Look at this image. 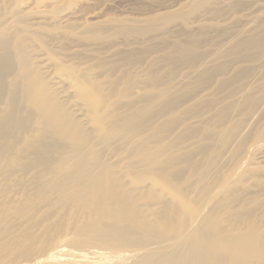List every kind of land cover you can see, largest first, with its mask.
I'll list each match as a JSON object with an SVG mask.
<instances>
[{
    "label": "rangeland",
    "instance_id": "374dc122",
    "mask_svg": "<svg viewBox=\"0 0 264 264\" xmlns=\"http://www.w3.org/2000/svg\"><path fill=\"white\" fill-rule=\"evenodd\" d=\"M54 1L0 0V29L18 31L7 21L20 6L53 5L38 14L49 21L46 29L25 35L29 53H46L72 76L85 68L93 84L99 80L107 110L145 108L119 152L104 145L84 166L74 161L80 169L93 167L92 180L108 183L84 203L64 193L76 189L59 170L72 146L60 148L41 132L19 86L15 102L24 126L2 141L11 155L0 161V264H132L152 251L173 257L180 246L166 240L172 231L188 234L199 224L187 207L199 218L218 217L224 232L233 233L244 232L249 210L247 222L264 234V169H251L264 154V0H66L69 8ZM95 8L103 21L90 30ZM72 11L78 22L65 26L61 18ZM35 21L29 18V25ZM60 23L61 29L53 26ZM6 84L0 111L12 97ZM164 92L169 95L157 96ZM143 94L151 97L147 106ZM145 135L149 157L160 155L157 164L133 152ZM109 158L114 162L107 165ZM253 181L259 184L252 191L246 184ZM107 188L113 200H100ZM169 194L184 196L186 209L177 198L168 211ZM130 217L151 229L131 234Z\"/></svg>",
    "mask_w": 264,
    "mask_h": 264
},
{
    "label": "bare ground",
    "instance_id": "6f19581e",
    "mask_svg": "<svg viewBox=\"0 0 264 264\" xmlns=\"http://www.w3.org/2000/svg\"><path fill=\"white\" fill-rule=\"evenodd\" d=\"M20 1L26 2L27 0ZM54 3L59 5V7L61 6V8H69L67 7L69 2H66V0H56ZM52 6L50 4L46 5L43 8L44 10H41L40 5H34L33 3L20 6L15 15L12 13L15 18L7 21L12 25H17L18 31L12 34L0 29V84L2 83L0 92L4 91L3 83L6 84L8 82L7 79L15 74V77L8 82V86L7 84L5 85L9 88L8 92L12 97L7 102L6 108L0 111V161L8 160L11 155L10 149L6 145L3 146L2 141H8L18 129L24 126L25 119L18 115L15 102L19 86L22 85L23 88H20L26 104L41 119V132L50 133L49 135L55 138L57 142L63 143L59 145L60 148H62V145H64L63 148L66 147L65 145L72 146L73 156L62 157L59 170L64 171V176L68 178V182L73 181L76 190L70 191L69 189L64 193L71 198L78 197L85 203L87 201L85 197L89 196V193L93 191L92 189H97L99 184L108 183L103 182L102 178L92 180L91 170L93 167L89 166L85 170L84 168L80 169L75 162H81L80 165L84 166L89 156H95L100 146L108 145L117 152L120 146L128 145L131 142L125 136L130 131L128 126L139 116V112H143L141 110H144L145 107H140L134 113L107 110L108 106L99 94V80L95 78L97 83L93 84L91 82V74L87 70L85 71V68L81 76H72L71 74L62 73L60 66L56 65L53 58L46 53H39L36 57H33L34 53H29V47L26 44L31 36L26 37L25 35L32 33L34 37H37L39 32L36 30L46 29L49 21L43 16L39 17L38 14L51 12L52 8L50 7ZM75 14L77 15V12L72 11V16L67 15L64 20L61 18V23H65V26L66 24H75L78 22V17ZM91 16L95 20L90 21L88 26L90 30H94L103 21L100 19L102 15L95 8ZM32 17L36 21L30 26L29 18ZM61 23L53 26L56 29H61V27H64ZM34 61L38 62L34 63ZM87 83L91 85V88H89ZM165 95H169V92H164L157 96L164 97ZM150 99V95L143 94L140 101L147 106L146 103ZM142 132L147 133V129H143ZM44 143L45 141L35 150L39 152ZM133 152L140 154L146 164L153 165L161 161L160 155L155 159L149 157L147 135L136 143L133 147ZM255 159L256 162H253V164H257V166L251 169H264V165H259L264 161V154L257 156ZM100 160H96L95 164H100ZM39 161L47 162L41 159ZM106 162L109 165L114 160L109 158ZM79 169L80 171L78 172ZM247 173L248 171H245L244 176ZM256 184L258 185L259 183ZM256 184L253 181V183H247L246 185L249 190L253 191ZM61 186H66V183H61ZM107 189L106 199L100 198V200H113V191L109 188ZM183 197H177V207L186 209L187 205ZM177 198L170 194L166 196L168 211ZM187 209L190 210L189 217L192 221L199 224L188 234L180 228L172 231L173 235L166 240L179 242L180 249L178 252L172 257L165 252L152 251V253H148L142 259H136L132 264H264V234L261 233L258 224L247 222V219L252 216V212L249 210L244 211V232L233 233L224 232L218 217L211 219L199 218L197 209L188 207ZM168 211L165 214L166 219H169ZM242 216L237 215L233 216V218L239 219ZM130 220L134 225L131 234L138 230L148 232L151 229L148 224L139 225L135 218L130 217Z\"/></svg>",
    "mask_w": 264,
    "mask_h": 264
}]
</instances>
